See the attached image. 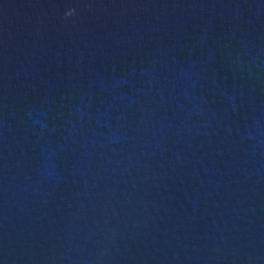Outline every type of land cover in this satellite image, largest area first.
I'll return each instance as SVG.
<instances>
[{"label":"water","instance_id":"95a60500","mask_svg":"<svg viewBox=\"0 0 264 264\" xmlns=\"http://www.w3.org/2000/svg\"><path fill=\"white\" fill-rule=\"evenodd\" d=\"M0 264H264V0H0Z\"/></svg>","mask_w":264,"mask_h":264}]
</instances>
